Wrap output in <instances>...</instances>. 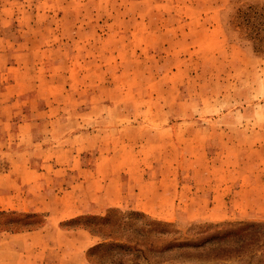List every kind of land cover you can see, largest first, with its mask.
<instances>
[{
    "label": "rangeland",
    "instance_id": "1",
    "mask_svg": "<svg viewBox=\"0 0 264 264\" xmlns=\"http://www.w3.org/2000/svg\"><path fill=\"white\" fill-rule=\"evenodd\" d=\"M0 108V137L83 134L98 146L111 144L102 137H119L137 176L146 170L151 179H163L186 170L190 157L151 137L186 143L188 137H264V0H0ZM235 155L228 162L238 172L230 178L245 182L247 196L252 180L242 181L243 167L264 168V151ZM217 157L216 165L226 159ZM8 165L9 158H0V170ZM255 176L263 195L264 171ZM24 177L16 175L12 190L0 183V197H16L15 210L0 211V264H78L52 247L56 229L90 233L86 264H99L98 247L114 239L104 241L86 225L96 228L111 209L60 221L50 210L61 184L33 182L29 190ZM240 189L232 188L220 215L208 211L213 189L191 183L184 189L186 210L175 217L114 209L143 213L183 233L197 224L264 223V204L249 200L243 214L230 212L247 202L233 198ZM31 232H39L33 250L20 236Z\"/></svg>",
    "mask_w": 264,
    "mask_h": 264
},
{
    "label": "crops",
    "instance_id": "2",
    "mask_svg": "<svg viewBox=\"0 0 264 264\" xmlns=\"http://www.w3.org/2000/svg\"><path fill=\"white\" fill-rule=\"evenodd\" d=\"M152 138L173 146L171 149L174 148L176 153L184 152L182 154L186 158L190 157L188 161L192 165L186 170L181 168V173L178 169L176 172H170L169 176H163V179L160 177L151 179L150 172L146 170L138 173V176L131 171L133 168L124 161L125 152L119 149L117 142L119 137H102L111 143L107 146L105 144L98 146L94 137H84L83 134L74 137H0V158H9L8 168L0 170V183L7 182L8 190L15 189L16 175H22L29 184V190L36 186L31 187L33 182L61 184L62 194L59 193L50 210L51 215L60 221L71 220L81 215L102 214L108 209L124 207L144 212L160 220L175 217L186 210L184 205L187 203L188 195L184 189L188 183L200 184L207 190L213 189L208 211L214 215L225 213L224 210L220 211V207L225 199L229 198L228 195L235 186L241 189L238 191L239 195H233V198L237 197L238 204L241 199H247V202H243L237 212L230 209L231 213L243 214L245 212L243 206H247L249 200L250 205L264 204V193L262 195L256 192L259 183L255 176L256 173L264 171V168L259 165L243 167L247 172H242L245 174L242 181L247 178L252 180L248 184L251 187L250 193L244 196L242 192L246 191L245 182H240L238 178L232 181L230 175L238 171L236 168L232 169L228 162L229 156L234 153L237 159H240L244 151H264L262 145L257 147L256 144L260 142L259 138L264 140V137H188L190 143L181 141L179 137L175 139L151 137V141ZM245 140L253 141L247 145ZM216 154L222 155L217 159H226L216 165L214 159ZM194 157L202 158V161L199 162L198 159H193ZM210 163L211 166L208 165ZM185 174L192 175L190 181ZM210 174L216 176L212 178ZM165 177L171 181H166ZM232 182L233 186L230 185ZM8 193V196L0 197V206L7 203L9 205L0 208V211L16 209L15 194ZM42 210L49 212L48 209ZM35 211L38 212L39 208ZM38 234L39 232H31L20 235L29 243L25 246L26 249L33 250L38 246ZM53 235L58 243L52 247L58 248V253L76 256L78 264H86V252L94 242L90 233L82 229L77 231L56 229Z\"/></svg>",
    "mask_w": 264,
    "mask_h": 264
},
{
    "label": "trees",
    "instance_id": "3",
    "mask_svg": "<svg viewBox=\"0 0 264 264\" xmlns=\"http://www.w3.org/2000/svg\"><path fill=\"white\" fill-rule=\"evenodd\" d=\"M98 222L86 229L104 241L114 239L98 247L104 260L99 264H264V223L197 224L183 233L173 224L119 209H111Z\"/></svg>",
    "mask_w": 264,
    "mask_h": 264
}]
</instances>
